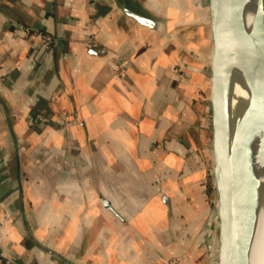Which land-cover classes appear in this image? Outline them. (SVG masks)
<instances>
[{"label": "crops", "instance_id": "obj_1", "mask_svg": "<svg viewBox=\"0 0 264 264\" xmlns=\"http://www.w3.org/2000/svg\"><path fill=\"white\" fill-rule=\"evenodd\" d=\"M118 2L150 16L141 0H0V255L12 264H193L180 213L204 197L173 181L180 134L205 136L207 106L182 82L166 23L152 30Z\"/></svg>", "mask_w": 264, "mask_h": 264}, {"label": "water", "instance_id": "obj_2", "mask_svg": "<svg viewBox=\"0 0 264 264\" xmlns=\"http://www.w3.org/2000/svg\"><path fill=\"white\" fill-rule=\"evenodd\" d=\"M119 8L137 23L157 30L159 22L122 3ZM210 31L209 110L211 178L215 191V264H248L256 197L251 138L264 133V0H257L249 31L242 0H208ZM234 60L248 85L244 109L231 123L228 94ZM166 205L169 199L162 197ZM104 205L108 203L103 201Z\"/></svg>", "mask_w": 264, "mask_h": 264}, {"label": "rangeland", "instance_id": "obj_3", "mask_svg": "<svg viewBox=\"0 0 264 264\" xmlns=\"http://www.w3.org/2000/svg\"><path fill=\"white\" fill-rule=\"evenodd\" d=\"M141 1L146 5V12L152 18L166 23L161 33L166 34L168 41L175 43L179 49L182 60V82L184 83L185 79L188 80L187 85L191 89V95H194V99L202 102L205 107L207 106L204 113L202 112V117L205 120V130H203L205 136H199L198 132L194 130L191 132V139L187 140L183 133L180 134V137L187 144V151L185 150L183 153L182 168L176 171V181L173 182L180 184L179 192L189 195V200L197 195L196 191L200 188L201 197H204L205 209L203 207L199 208V206L195 210L191 207L190 209L188 207L181 209L183 212L180 215L181 219L185 221L184 225L190 224L192 227L191 232H187L182 236L184 239L189 240L191 245H196L193 264H214L215 259L211 258L210 248L208 247L212 241L216 243V222L214 221L216 215L213 212L215 209V191L212 188L210 161L209 63H207L208 60L204 61V54L209 51L211 43L208 37V34L210 35L207 22L208 0ZM202 73L207 78L206 84L205 81L201 84L197 83L200 81ZM193 75L197 76L198 80H192ZM195 109V115H198V107ZM190 176L200 180H197L196 184L188 182L185 185L184 183L188 181ZM190 214L194 217L190 218ZM183 230L178 228L179 235L182 234Z\"/></svg>", "mask_w": 264, "mask_h": 264}, {"label": "bare ground", "instance_id": "obj_4", "mask_svg": "<svg viewBox=\"0 0 264 264\" xmlns=\"http://www.w3.org/2000/svg\"><path fill=\"white\" fill-rule=\"evenodd\" d=\"M256 2L257 0H242V19L244 27L248 31L252 23ZM231 71L228 110L231 123H233L247 103L248 85L238 60H234ZM251 147L256 209L248 246V264H264V133L262 130L254 131Z\"/></svg>", "mask_w": 264, "mask_h": 264}, {"label": "built area", "instance_id": "obj_5", "mask_svg": "<svg viewBox=\"0 0 264 264\" xmlns=\"http://www.w3.org/2000/svg\"><path fill=\"white\" fill-rule=\"evenodd\" d=\"M88 1V4H91L94 0H87ZM25 30L27 32H31L32 29H29V28H25ZM42 36V38L44 39L45 42H49L51 40V37L49 35H44V34H40ZM87 40H88V43L91 44L93 43V39H91V37H87ZM31 119L34 121V122H38V123H41L43 125L46 124V122H48L47 118L44 117L43 115L41 114H35L31 117ZM213 235V234H212ZM212 240H213V236H212ZM210 248V253H211V258L214 259L215 258V242L212 241L211 244L208 246ZM213 261V260H212ZM0 264H12L10 262H8L7 260H5L4 258H2V256L0 255ZM215 264V263H214Z\"/></svg>", "mask_w": 264, "mask_h": 264}]
</instances>
